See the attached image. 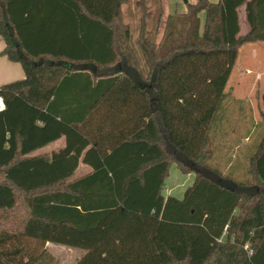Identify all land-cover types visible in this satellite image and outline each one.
<instances>
[{
    "label": "trees",
    "instance_id": "16d2710c",
    "mask_svg": "<svg viewBox=\"0 0 264 264\" xmlns=\"http://www.w3.org/2000/svg\"><path fill=\"white\" fill-rule=\"evenodd\" d=\"M126 1L0 0V56L25 72L0 86V264H58L48 242L83 250L71 264H264V131L224 171L210 148L238 48L264 41V0L187 3L158 40L137 0L140 56ZM172 164L194 174L180 198L162 194Z\"/></svg>",
    "mask_w": 264,
    "mask_h": 264
},
{
    "label": "crops",
    "instance_id": "0c3cea01",
    "mask_svg": "<svg viewBox=\"0 0 264 264\" xmlns=\"http://www.w3.org/2000/svg\"><path fill=\"white\" fill-rule=\"evenodd\" d=\"M208 1L218 2L219 0H208ZM184 2L185 3L182 5L181 11L173 13L170 12V10L167 8L166 0H163V16L161 18V25H162L161 27H163V21L166 16L185 13L187 11L186 4L187 3L193 4L196 2V0H185ZM203 19H204V13H203ZM238 19H239V26H240V21H242V23L246 22L245 14H244V6H241L238 9ZM199 20L201 23L200 17ZM202 24H203V20L201 25ZM247 30H248V26H247ZM4 46H5L4 41L0 37V51L4 48ZM262 50H264V41L245 43L238 48L237 57L235 59V62L233 64L230 73L232 77L230 81L228 78L227 83L228 82L229 83L227 86V90H225L228 96L226 97L225 102L223 103L222 106H224L227 100L229 101L234 100L237 102L245 103L246 106L251 108L250 104L252 103V99L255 100V97H257V101H256L257 104L261 105L260 97L262 91H264V51ZM240 54L243 57L242 61L241 60L239 61L238 58ZM237 63L240 66L236 67L237 69L235 73H233V68ZM24 78H25V72L21 63L10 60L7 56H0V86L13 81L22 80ZM233 119H234L233 117H220L219 119H217V167L222 169L223 171L229 169L233 159L239 156L237 150L236 152L233 150V148L238 149L236 148L237 147L236 143H239L238 147L244 146L245 153H247L248 149L252 146V144H250L252 139L251 135L255 130V127L261 124V123L259 124L254 123L252 117H245V119L243 120L241 119L243 121V124L245 125L244 129H242L241 127H236L231 123ZM260 130L261 132L264 131V122H262V127L260 128ZM54 143L56 144V147L54 150L51 151H56L61 147H63L65 143V138L60 137L57 140L45 145L44 147H49L51 144ZM40 149H43V147ZM38 150H36L33 154L51 152V151L37 152ZM236 163H237L235 166L236 169L235 170L232 169V171H234L232 174L236 178L245 177L247 161L245 160L244 163L241 157L240 163L238 162ZM82 164L86 166L85 167L86 170L79 176L86 174L91 170L90 166L84 163ZM175 169L176 171L178 170V172H180L176 165H175ZM193 179H194V175H191V173H187L186 177H183L182 180L179 179V183H177V185L174 188H171V190L167 191V193L163 191L162 194L164 196L173 195L180 198L183 194V189H185L186 185H189L193 181ZM173 189H175L176 191L175 194H172ZM46 245L54 246L53 243H49V242Z\"/></svg>",
    "mask_w": 264,
    "mask_h": 264
},
{
    "label": "rangeland",
    "instance_id": "374dc122",
    "mask_svg": "<svg viewBox=\"0 0 264 264\" xmlns=\"http://www.w3.org/2000/svg\"><path fill=\"white\" fill-rule=\"evenodd\" d=\"M184 1L185 0H166L167 8L170 10V12H173V13L174 12H180L182 5L185 3ZM136 2H137V0H127L122 5L121 10H122V13L124 16V20L127 23H129L131 26L130 38H131L132 45L136 49L137 54L140 56V52L137 49L136 44H135V39H136L137 32H138V30H137L138 18H139V13H140L138 8L136 7ZM148 2H149V4H151V7L153 8V11L155 14V15L151 16L149 18V21H148L149 36L153 39L158 40L160 38V35L162 32V27H161L162 25L160 23L159 26L156 27V23L154 20L156 17V14H157V3L154 0H148ZM199 17H200L201 23H202L203 13H200ZM156 29H157V31H155ZM246 31H247L246 22L242 23V21H240L239 33L243 34ZM243 49H245V48H243ZM262 51H264V50H262ZM238 58H239V61L240 60L242 61V59H243L241 54L239 55ZM238 66H240L238 63L234 66L233 73H235V71L237 69L236 67H238ZM231 77H232V75H230L229 81H230ZM228 83L226 85L225 90H227ZM256 101H257V97H255V100L252 99V103L250 104L251 108H250V107L246 106L245 103L237 102L234 100H231V101L227 100L226 103L224 104V106H222L219 109V111L216 114V116L213 120V123L211 124V127H210V129H211L210 130V138H211L210 148H211V153L215 155L214 162L216 161L215 162L216 164H217V119H219L220 117H233L234 119L232 120L231 123L236 127H241L242 129H244V127H245V125L243 124V121H242L243 119H245V117H252L253 122L256 124L261 123L259 126L255 127V130L253 131V133L251 135L252 136L251 137L252 139L250 142V144H251L252 141L254 142L255 139L258 137L259 133L261 132L260 128L262 127V117H261L262 106L258 105ZM55 147H56V144L54 143V144H51L49 147H43V149H39L37 152L51 151V150H54ZM233 150L236 152V150H239V148L238 149L233 148ZM85 167L86 166L83 165L82 162H80L79 166L75 172L74 177H77L80 174H82L86 170ZM186 174H183V173L181 174L180 172H178V170L176 171L175 164H172L171 168L169 170L168 176H167L166 180L164 181L163 191L165 193H167V191L171 190V188H174L177 185V183H179V179L182 180L183 177H186ZM191 175H194V174L191 173ZM189 185H186L185 189ZM179 189H180V187H179ZM185 189H183V191ZM172 192H173L172 194H175V192H176L175 189H173ZM47 247H48V249H50L51 253H53L55 255V257L58 258V264H71L76 257H78L79 255H81L83 253V250H81L79 248L68 247V246H64V245L54 244V246L48 245ZM44 264H47V263L45 262Z\"/></svg>",
    "mask_w": 264,
    "mask_h": 264
},
{
    "label": "built area",
    "instance_id": "2783aa9c",
    "mask_svg": "<svg viewBox=\"0 0 264 264\" xmlns=\"http://www.w3.org/2000/svg\"><path fill=\"white\" fill-rule=\"evenodd\" d=\"M3 108H4V105H3L2 99L0 98V110H2Z\"/></svg>",
    "mask_w": 264,
    "mask_h": 264
}]
</instances>
